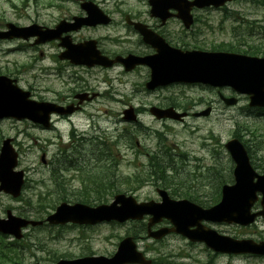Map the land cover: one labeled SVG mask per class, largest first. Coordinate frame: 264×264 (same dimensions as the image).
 Returning a JSON list of instances; mask_svg holds the SVG:
<instances>
[{"label":"rangeland","instance_id":"obj_1","mask_svg":"<svg viewBox=\"0 0 264 264\" xmlns=\"http://www.w3.org/2000/svg\"><path fill=\"white\" fill-rule=\"evenodd\" d=\"M7 1L0 0V13L11 11L9 17L5 15V18L10 20L13 12ZM12 1L19 5L22 0ZM49 3L50 0H36L35 5V1L28 0L27 4L32 11H38L42 18L51 13L47 9ZM224 8L211 13L210 19L213 22L210 25L211 32L208 31L202 36L201 47L209 50L211 45L219 44L221 47L246 50L249 46H264V0H259V3L239 1L226 5ZM17 46L21 45L0 43L1 75L16 79L18 86L29 91L32 98H41L44 101L63 100L70 94L67 91L82 92L85 89V83H88L94 90L88 89L98 94H106V97L87 106L84 114L77 115L74 118L75 128L88 134L99 131L104 134L99 136L104 137L105 140L131 132L130 141L128 140L127 143L132 146V155L129 146L122 141L112 150L114 157L119 160L118 179H106L109 182H103L99 187L103 193L107 189L114 188L113 192H125L127 195L134 196L138 202L158 201L155 193L156 186L153 183L137 185V181H132V175L140 172L143 164L149 159L148 154L151 156L159 153L158 157H152L151 160L156 163L161 159L166 166H169L168 157L163 152L174 149L175 153L187 156L188 161L186 163L180 160L172 162L174 172L169 175L172 176L173 188L179 192L198 194L205 202H212L222 181L231 182L233 163L224 149V144L232 137L243 138L249 148L253 164L258 166L256 171L263 172L264 112L250 110L246 99L242 98L236 107L225 108L217 102L214 95L200 88L183 86L170 87L151 95H144V84L148 80V72L140 70L126 75L116 66L108 70L97 68L86 70L59 62L55 57L56 49L49 44L28 49L26 46H21V49L11 51ZM103 79L107 80L106 84L101 83ZM110 95L111 99L116 97L115 102L108 100ZM165 98H171L181 107L190 102L197 103L198 100L212 102L213 112L209 118H190L183 126L173 122H156L147 113L140 119L143 128L138 131L125 122H119L121 119L119 115L127 106L139 107L143 104L144 108L148 109L150 106L161 103ZM89 112L98 116L94 124L89 117ZM147 127L152 130H147ZM58 130L65 142L70 125H60ZM155 132L163 134L162 140L155 137ZM54 134L55 132L36 129L26 121H0V141L3 138L13 139L19 153L18 168L25 172L20 200L1 195L0 218L5 217L6 210H10L17 217L29 218H34V214L41 216L43 213L38 200L41 197L49 201V198L53 196L51 194L53 185L50 181L52 163L59 158L60 150L64 149L63 144L56 143ZM149 134L150 136L147 137ZM48 139H51L50 143ZM53 141L54 144H51ZM161 141L167 145L166 148L162 146L160 149ZM136 142L143 147V150L137 146ZM41 154H45L47 166L41 164L39 160ZM196 158L204 161L199 163ZM80 163L96 165L94 158H91L89 154ZM71 174L77 173L69 172L65 176L71 190L82 187L84 183L80 179L84 176L76 180L69 178ZM87 188L88 190H83L80 194L67 191L66 201L72 203L82 201L86 197L87 202L92 204L103 198L102 193L96 191L97 186L91 187L90 184ZM111 200L112 197L108 203ZM45 210L51 212L50 208ZM205 225L220 234L236 239L264 240V221L261 219L249 227L216 223H205ZM140 226L138 223L121 225L109 223L94 227L30 228L24 231V237L20 241L7 236L1 237L4 243V260L1 259L0 264H13V261H16L8 259V251L13 247L18 250L22 258L19 264H53L57 258L74 259L88 255L111 256L116 251L119 241L128 235L134 237L137 249L154 263L161 261L165 264H207L208 262L211 264H264L263 257L213 254L203 244H191L175 236L153 245L151 241L145 239L143 232H139ZM52 260L54 261L51 262Z\"/></svg>","mask_w":264,"mask_h":264},{"label":"water","instance_id":"obj_2","mask_svg":"<svg viewBox=\"0 0 264 264\" xmlns=\"http://www.w3.org/2000/svg\"><path fill=\"white\" fill-rule=\"evenodd\" d=\"M172 0H162L169 3ZM236 0H194L193 5L198 7L213 5L223 6ZM33 28V27H32ZM12 29L15 37L27 39L33 36V29ZM36 44L45 43L54 39V34L49 30L37 33ZM67 49L60 54V60H69L76 65H101L108 67L112 62L101 58L99 54L83 47H71L68 43H61ZM167 65V68L164 67ZM151 81L148 89L172 83H201L212 87H230L235 93L246 95L249 99V107H264V59L227 53H179L173 51L168 55V61L163 67L151 66ZM29 93L18 89L14 82L0 76V119L13 118L16 120L28 119L31 122L48 126L51 113H71V110H62L48 103H37L28 99ZM228 105H235L236 99L225 100ZM130 110L124 114L130 115ZM152 112L157 118H178L172 109ZM130 120V118H127ZM11 140H5L0 150V191L17 197L22 186V172H14L17 165V154L14 152ZM235 164L233 170L234 184L222 187L221 201L210 209H202L187 201L170 200L164 191H158L161 203L152 201L137 203L132 197L117 195L110 205H101L90 208L82 204L72 206L62 203L56 208L54 214L46 221L50 225H64L73 223L78 225H95L102 222L116 221L123 223L127 220H141L144 216H151L148 223L150 227L165 218L169 220L174 231L189 239L191 242H204L206 246L215 252L228 254H254L264 255V243L256 244L252 240H234L218 235L215 231L202 226V221L214 223L238 224L248 226L258 216L264 217V174L258 176L251 168L246 151L242 144L233 139L225 145ZM256 180V181H255ZM261 195L260 205L262 210L251 213V208ZM7 220H0V233L12 235L20 239L21 228L28 225L38 226L42 222L25 221L14 218L10 212ZM195 227L194 230L190 228ZM170 230L163 229L152 234L156 239L162 238ZM150 236V234H148ZM150 264L141 253L136 251L132 238L122 240L116 253L111 258L86 257L72 261L60 260L56 264Z\"/></svg>","mask_w":264,"mask_h":264},{"label":"flooded vegetation","instance_id":"obj_3","mask_svg":"<svg viewBox=\"0 0 264 264\" xmlns=\"http://www.w3.org/2000/svg\"><path fill=\"white\" fill-rule=\"evenodd\" d=\"M32 1H35L36 5V0ZM187 1L191 2L192 0ZM7 2L13 12L12 19L8 20L5 18V15H8V17L11 15V11L10 13L1 11L0 33H7L10 29L8 26L10 25L16 28L38 27L39 30H34L36 33L41 32L40 28L42 31L43 29L51 30L55 40L48 44L56 49L57 55L63 51L61 47H59V43L63 40H69L74 45L93 43L96 50L108 59H125L128 57L133 59H144L159 56L158 47L162 46L163 43L183 51L204 49L201 47V38L205 33H208L205 28L213 24L210 16L212 12L216 11L211 7L203 9L195 7L190 8L189 14L191 23L189 27L186 28L184 21L179 19L180 13L175 9L184 6V4H162L158 1L153 2L152 0H50L47 9H49L51 13L41 18V14L38 11L35 12L29 8L27 4L28 0H22L19 5L12 0H8ZM83 4H85V6H82ZM183 15L185 16L187 14ZM37 39V34L27 41L15 37H5V39L0 40V43L19 44L21 46H26L27 49L31 47L39 48V45H34ZM20 47L17 46L11 49V51L21 49ZM115 66L121 68L123 70L122 73L126 75L140 70L149 73L148 67L143 65L135 66L129 73L125 72V68L123 69L122 65ZM106 81V79H103L101 83L106 84ZM84 87L85 89H83L82 92L67 91V93L70 92V94L64 97L63 100L53 101L63 106L73 105L75 109L77 106H81L79 107L80 110L70 117H55L52 122V130L57 129L64 122H73L76 115L84 114L87 106L106 97V94H98L88 89L91 88L94 90L88 83H85ZM200 88H203L215 97H218L220 93L222 95L230 94L228 89L218 91L207 87ZM153 92L144 90V95L154 94ZM79 94H88L91 96V99L84 97L85 101L79 103V100L76 99V96ZM108 100L115 102L116 97L111 99L110 95L108 96ZM162 103L167 104L165 106L159 105ZM169 105L170 101L165 98V100L155 106L164 108ZM211 105L212 102H205L203 100H198L197 103L193 104L189 103L183 107L172 104V106L179 107L180 109L177 110L180 112H186L188 114L197 110L201 111L203 108H211ZM131 107L138 116V121L134 124L133 128L141 129L142 123L140 119L143 115L148 113V109L144 108L143 104L139 107ZM90 117L91 120L96 118L94 115ZM68 135L64 147L66 152L71 153V157L78 154L86 156L89 149L94 151L95 149L99 150L104 147L105 138L99 136L100 134L88 138L85 134L75 130L70 131ZM107 143L110 148L119 146L120 137H114L113 139L107 138ZM129 151L132 153V148H130ZM168 226V223L164 221L154 229L157 230ZM159 242L152 241V244L156 245L159 244Z\"/></svg>","mask_w":264,"mask_h":264},{"label":"trees","instance_id":"obj_4","mask_svg":"<svg viewBox=\"0 0 264 264\" xmlns=\"http://www.w3.org/2000/svg\"><path fill=\"white\" fill-rule=\"evenodd\" d=\"M239 52H243V53H247V54H250V55H258V54H262L264 56V47H261V46H249V48L247 50H239ZM156 166L155 167H152L153 169H151V171H149V173L147 174V178H152L154 179L155 181L159 180L161 181V184L163 186H166L168 185L169 186V182H167V180H172V176H170L169 174L173 173L172 170H168L167 166L163 163H155ZM104 182H109L108 180H105ZM167 182V183H166ZM65 195L62 194V193H59L56 198H51L50 201L46 202V203H41L40 202V206L41 207H53L57 202L58 200H64V197ZM188 198L194 200V196H191V195H188ZM104 199H105V195H104ZM83 201L84 203H88L87 200H86V197L83 198ZM101 202V201H100ZM198 202V201H196ZM44 210V208H43ZM2 248H0V260H1V256H2ZM8 259L10 261H13V260H16V261H13V264H19L22 260L18 250H16L15 248L14 249H9L8 251Z\"/></svg>","mask_w":264,"mask_h":264},{"label":"bare ground","instance_id":"obj_5","mask_svg":"<svg viewBox=\"0 0 264 264\" xmlns=\"http://www.w3.org/2000/svg\"><path fill=\"white\" fill-rule=\"evenodd\" d=\"M196 156V155H195Z\"/></svg>","mask_w":264,"mask_h":264}]
</instances>
